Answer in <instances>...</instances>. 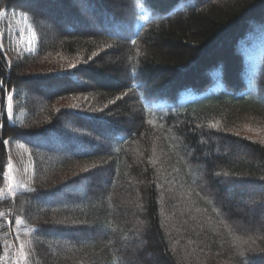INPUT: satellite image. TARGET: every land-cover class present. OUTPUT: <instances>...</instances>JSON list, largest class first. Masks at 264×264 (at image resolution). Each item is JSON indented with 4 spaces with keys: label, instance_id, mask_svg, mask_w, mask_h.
Instances as JSON below:
<instances>
[{
    "label": "trees",
    "instance_id": "obj_1",
    "mask_svg": "<svg viewBox=\"0 0 264 264\" xmlns=\"http://www.w3.org/2000/svg\"><path fill=\"white\" fill-rule=\"evenodd\" d=\"M33 1L0 0L34 36L0 47V188L7 142L33 163L0 264L18 226L37 264H264V0H59L51 38Z\"/></svg>",
    "mask_w": 264,
    "mask_h": 264
},
{
    "label": "rangeland",
    "instance_id": "obj_2",
    "mask_svg": "<svg viewBox=\"0 0 264 264\" xmlns=\"http://www.w3.org/2000/svg\"><path fill=\"white\" fill-rule=\"evenodd\" d=\"M30 1V0H29ZM59 0L56 1L53 5V12H41L43 15L42 19H40L41 23L45 27L47 38L54 37L61 29L60 22L65 19L73 20L74 16L69 13L68 10H62L58 4ZM28 4V2H24ZM36 1L30 2L29 4H35ZM38 5V4H35ZM24 6V5H23ZM63 7V6H62ZM70 7V6H66ZM59 11V13H64L61 17H57L55 13ZM22 11L16 10L15 8L4 9L0 12V47L3 50L8 63H10V56L13 52H30L34 49V36L31 28H29V23L27 17L22 14ZM57 14V13H56ZM40 16V17H41ZM59 18V19H58ZM24 32V41L23 48L19 47V43L16 38L19 37V34ZM15 100L13 94L8 96V117L11 122L15 120ZM254 126L250 128V132L253 133ZM257 134L258 133H253ZM7 153H8V161L4 173V183L0 188V195H13L17 191H23L32 185V166L33 163L31 161V157L29 154L28 148L20 143V142H7ZM257 196H263L260 192L256 194ZM254 202L252 199L249 200L248 205H253ZM254 206V205H253ZM243 211L239 210V213ZM258 218L260 220H264V211H260L258 213ZM252 217L254 215L249 216V222L251 223ZM252 224L254 222L252 221ZM235 225L239 230L247 234L246 237H249V233L254 232L255 230H251L249 226H243L240 223L236 222ZM254 226V225H253ZM29 229L24 230L23 226H18L15 229V236L13 234V238L11 242L6 246L3 254L2 261L3 264H37L36 260L33 257L31 244L29 241ZM253 235V233L251 234Z\"/></svg>",
    "mask_w": 264,
    "mask_h": 264
}]
</instances>
